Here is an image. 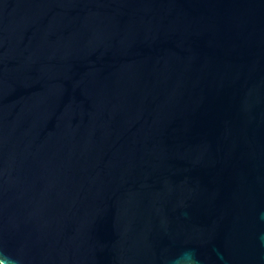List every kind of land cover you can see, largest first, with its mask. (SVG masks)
Listing matches in <instances>:
<instances>
[{"label": "water", "instance_id": "95a60500", "mask_svg": "<svg viewBox=\"0 0 264 264\" xmlns=\"http://www.w3.org/2000/svg\"><path fill=\"white\" fill-rule=\"evenodd\" d=\"M0 260L264 264V0H0Z\"/></svg>", "mask_w": 264, "mask_h": 264}, {"label": "clouds", "instance_id": "9594fccd", "mask_svg": "<svg viewBox=\"0 0 264 264\" xmlns=\"http://www.w3.org/2000/svg\"><path fill=\"white\" fill-rule=\"evenodd\" d=\"M187 258H189V257L187 256V254H181V256H179V257L177 258V260H178V261H184V260L187 259ZM0 264H4V261H3V260H0Z\"/></svg>", "mask_w": 264, "mask_h": 264}]
</instances>
